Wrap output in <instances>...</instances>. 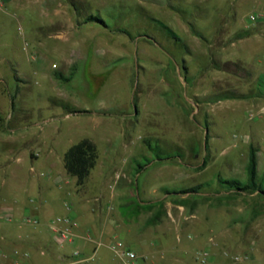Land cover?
<instances>
[{
  "label": "rangeland",
  "instance_id": "374dc122",
  "mask_svg": "<svg viewBox=\"0 0 264 264\" xmlns=\"http://www.w3.org/2000/svg\"><path fill=\"white\" fill-rule=\"evenodd\" d=\"M1 1L0 120L62 155L83 138L98 146L87 183L79 192L68 176L57 211L80 197L135 250L165 248V234L195 264L207 245L206 264H264V194L221 182L245 183L255 150L264 187V24L248 26L264 0Z\"/></svg>",
  "mask_w": 264,
  "mask_h": 264
},
{
  "label": "crops",
  "instance_id": "0c3cea01",
  "mask_svg": "<svg viewBox=\"0 0 264 264\" xmlns=\"http://www.w3.org/2000/svg\"><path fill=\"white\" fill-rule=\"evenodd\" d=\"M260 22L264 24V19ZM9 128L4 120H0V248L5 252L0 256V264H16L19 260L28 264H70L75 247L81 248L85 256L94 252L95 242L86 237L89 232L106 243L119 238V225L114 224L111 215L96 212L89 204H80L78 197L69 214L78 220L82 237L64 246L57 244L49 221L61 215L57 211L56 197L64 189L67 177L71 176L65 169V154H60L53 146L45 149L42 137L28 138L23 134L16 138V129ZM32 142L39 143V147L28 154L23 148ZM32 218H38L39 222L34 223ZM170 237L173 239L172 235L160 236L165 248L136 242L137 252L144 257L141 264H155L156 261L159 264H195L189 256L190 250L182 245H168ZM15 249L29 252L30 256H16ZM112 255L107 246H102L94 259L78 264H114L108 261Z\"/></svg>",
  "mask_w": 264,
  "mask_h": 264
},
{
  "label": "built area",
  "instance_id": "2783aa9c",
  "mask_svg": "<svg viewBox=\"0 0 264 264\" xmlns=\"http://www.w3.org/2000/svg\"><path fill=\"white\" fill-rule=\"evenodd\" d=\"M264 19V6L256 9L254 12H252L249 16V24L248 26L255 24L257 22H260ZM56 67V64L53 65ZM264 77V74H263ZM264 110V107H263ZM121 177L120 173L116 174V179L118 180ZM68 205V203H66ZM108 209H112L111 206H108ZM34 223H38V218H32ZM49 226L52 230L54 240L57 242V244L64 246L68 243H73L77 240H79L82 236L78 231L79 222L77 219L73 218L70 214L68 215H57L50 219ZM87 239L93 240L96 244V248L94 252L91 255L85 256L83 253V250L79 247H75L72 251V258L73 262L70 264H78L84 261L92 260L97 255V250L102 246H107L114 258L119 261V264H141L144 261V257L140 256L137 250L134 249L133 246L122 240L121 238H114L109 243H106L102 239L96 238L95 234L93 232H89L87 234ZM13 253L16 256L22 255L24 257H29V252H21L20 249H15ZM225 253H229L228 250L225 251ZM196 258L200 261L202 264H206L210 261L211 257L214 254L213 247L211 246H205L201 247L200 249H197L196 252ZM5 252L0 248V256H4ZM249 256L247 253H241L238 252L233 255V259L235 261H242L246 259ZM16 264H28L25 261L19 260ZM156 264V263H155ZM222 264V263H217Z\"/></svg>",
  "mask_w": 264,
  "mask_h": 264
},
{
  "label": "trees",
  "instance_id": "16d2710c",
  "mask_svg": "<svg viewBox=\"0 0 264 264\" xmlns=\"http://www.w3.org/2000/svg\"><path fill=\"white\" fill-rule=\"evenodd\" d=\"M249 33L248 30H245V33L239 34V38L243 37ZM225 97H233L232 95H226ZM84 110L74 109L73 112H83ZM1 117V113H0ZM99 159V151L97 144L89 139L83 138L79 142L73 144L65 153L64 164L65 169L72 177L76 178V184L79 187L84 186L92 170L96 167ZM221 182L228 186L231 191L237 193L245 192H256L264 194V187L258 181V163L255 150H251L249 167H248V179L245 183L239 181L235 178L230 179H221ZM202 184L191 186L179 190L176 193H200ZM140 204V202H138ZM158 204L161 207L165 206V199L159 198L155 201H150L147 207H152L153 205Z\"/></svg>",
  "mask_w": 264,
  "mask_h": 264
}]
</instances>
